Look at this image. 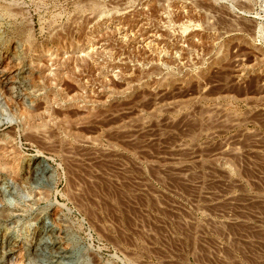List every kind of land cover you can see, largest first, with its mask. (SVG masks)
Returning <instances> with one entry per match:
<instances>
[{"label":"rangeland","instance_id":"1","mask_svg":"<svg viewBox=\"0 0 264 264\" xmlns=\"http://www.w3.org/2000/svg\"><path fill=\"white\" fill-rule=\"evenodd\" d=\"M0 149V264H264V0H0Z\"/></svg>","mask_w":264,"mask_h":264},{"label":"bare ground","instance_id":"2","mask_svg":"<svg viewBox=\"0 0 264 264\" xmlns=\"http://www.w3.org/2000/svg\"><path fill=\"white\" fill-rule=\"evenodd\" d=\"M0 150H1V149H0ZM2 155H3L2 152H0V158H2ZM41 242H42V241H41Z\"/></svg>","mask_w":264,"mask_h":264}]
</instances>
